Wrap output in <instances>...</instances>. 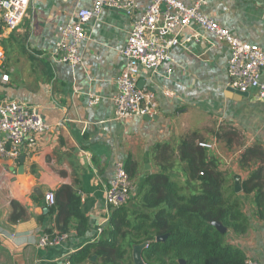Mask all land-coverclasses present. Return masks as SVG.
Listing matches in <instances>:
<instances>
[{"label": "crops", "instance_id": "1", "mask_svg": "<svg viewBox=\"0 0 264 264\" xmlns=\"http://www.w3.org/2000/svg\"><path fill=\"white\" fill-rule=\"evenodd\" d=\"M147 2L139 0L136 14ZM89 6V0H29L14 29L0 21L8 73L7 81L0 80V101L36 106L49 127L38 135L32 151L22 148L18 159L0 158V264H59L99 240L114 209L105 201V189L117 160L125 163L132 185L128 202L139 193L143 197L148 176L156 174L175 181L184 193L197 190L189 147L197 150L195 164L203 157L205 162L213 159L219 172L232 179L240 176L235 196L247 228L241 234L227 231V241L264 264V200L258 204L255 191L243 187L252 171L264 169V99L256 88L242 95L228 85V45L195 23L183 28L180 38L198 34L200 40L173 47L172 60L155 74L140 66L138 80L155 93L156 114L115 118L111 98L124 64L119 50L131 25L123 11L104 7L84 24L78 65L53 58L57 27L75 21L77 11ZM201 9L231 34L264 50V0H203ZM164 87L174 94L165 96ZM90 95L98 96L97 104H88ZM199 141H214L217 150L201 148ZM253 147L258 155L242 163L243 152ZM47 191L54 192V205H47ZM70 193L79 197L85 218L81 233L67 211ZM46 232L64 233L66 239L39 246ZM137 245L130 251L132 262ZM76 264L100 260L92 254Z\"/></svg>", "mask_w": 264, "mask_h": 264}, {"label": "built area", "instance_id": "2", "mask_svg": "<svg viewBox=\"0 0 264 264\" xmlns=\"http://www.w3.org/2000/svg\"><path fill=\"white\" fill-rule=\"evenodd\" d=\"M90 6L80 8L76 20L57 27L59 44L53 51L55 61L64 62L75 67L81 62L79 43L85 39L84 24L97 17L104 7L123 11L130 19L131 25L125 44L119 54L124 64L116 77V90L112 95L113 114L115 118L127 116L153 117L157 112L155 93L144 86H138L140 66L155 74L162 65L172 60L170 50L182 46L191 40H200L198 34L180 38V31L195 23L216 39L225 42L230 50L226 63L229 76L228 85L242 92L256 88L258 96L264 99V50L261 46L244 41L221 26L215 18L206 14L201 5L203 0L188 4L183 0H148L147 4L136 14L139 0H89ZM29 0H0V21L4 28L14 29L22 20ZM5 50L0 43L1 81L8 80L5 69ZM167 73L172 69L167 68ZM162 93L172 96L173 90L164 87ZM98 96L90 95L89 105H95ZM36 106L27 105L18 100L0 101V158L18 159L21 150L32 151L39 134L48 129ZM201 148L216 151L214 141H199ZM202 174V172H200ZM132 185L125 163L117 160L113 165V176L105 189V201L108 206L117 208L125 205L132 197ZM47 205L55 204V194L47 191L44 195ZM66 239V234L46 232L38 241L39 246L58 244ZM245 264H261L257 259L245 255ZM59 264H73L65 256Z\"/></svg>", "mask_w": 264, "mask_h": 264}, {"label": "trees", "instance_id": "3", "mask_svg": "<svg viewBox=\"0 0 264 264\" xmlns=\"http://www.w3.org/2000/svg\"><path fill=\"white\" fill-rule=\"evenodd\" d=\"M188 151L191 174L195 175L196 167L199 179L197 190L184 193L163 174L148 176L142 197L146 210H129L125 205L114 208L103 236L75 252L71 262L76 264L95 254L100 264H133L132 246L146 243L141 249L145 264H179L180 259L185 264H245L244 252L227 241V231L241 234L247 228L233 179L216 170L213 159L205 162L203 157L195 164L197 150L189 147ZM258 152V148H247L241 162ZM243 187L246 191L254 190L256 202L262 205L264 169L252 171ZM78 205L79 197L70 193L67 211L77 220V231L81 233L85 218ZM214 221L220 222L226 231H218L212 225ZM157 236L164 237L156 240Z\"/></svg>", "mask_w": 264, "mask_h": 264}, {"label": "water", "instance_id": "4", "mask_svg": "<svg viewBox=\"0 0 264 264\" xmlns=\"http://www.w3.org/2000/svg\"><path fill=\"white\" fill-rule=\"evenodd\" d=\"M2 75V71H0V77ZM138 86L142 87L141 81H138ZM233 89V88H232ZM236 92L240 94H245L246 92H242L239 90H236ZM144 118H150L148 116H143ZM22 157V156H21ZM234 180V191L239 192L241 189V178L239 175L233 176ZM212 225L220 232L224 233L226 231V228L218 221L212 222ZM164 236H157L155 239L159 240L162 239ZM146 246V243H140L139 245L135 246L134 252H133V264H145L142 257H141V249L142 247ZM179 264H185V261L183 259L179 260Z\"/></svg>", "mask_w": 264, "mask_h": 264}, {"label": "rangeland", "instance_id": "5", "mask_svg": "<svg viewBox=\"0 0 264 264\" xmlns=\"http://www.w3.org/2000/svg\"><path fill=\"white\" fill-rule=\"evenodd\" d=\"M141 193L137 194L132 202H127L125 205L129 210H146L142 204Z\"/></svg>", "mask_w": 264, "mask_h": 264}]
</instances>
